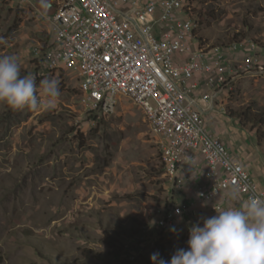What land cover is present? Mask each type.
<instances>
[{
	"label": "rangeland",
	"instance_id": "1",
	"mask_svg": "<svg viewBox=\"0 0 264 264\" xmlns=\"http://www.w3.org/2000/svg\"><path fill=\"white\" fill-rule=\"evenodd\" d=\"M36 1L23 9L20 0H0V56H16L21 76L34 75L38 85L55 77L61 94L36 110L0 103V264H152L154 252L170 259L187 248L188 229L200 218L179 221L175 232L155 228L153 212L173 192L145 110L125 99L109 111L92 108L71 71L41 77L33 50L47 40L46 29L37 30L48 23L51 2ZM195 2V34L229 66L208 127L238 152L257 153L252 161L263 171L264 142L228 113L264 111V0ZM242 41L256 49L225 50ZM250 54L260 64L245 70ZM228 197L227 209L243 205L238 193Z\"/></svg>",
	"mask_w": 264,
	"mask_h": 264
},
{
	"label": "built area",
	"instance_id": "2",
	"mask_svg": "<svg viewBox=\"0 0 264 264\" xmlns=\"http://www.w3.org/2000/svg\"><path fill=\"white\" fill-rule=\"evenodd\" d=\"M195 4L52 0L50 36L33 50L45 72L77 74L92 108L109 111L125 99L145 110L173 192L153 212L160 232L185 218L216 215L213 205L227 209L233 190L245 201L253 195L264 199V189L207 127L205 113L228 85L229 66L220 49L207 50L195 34ZM238 49L256 47L242 41L225 50ZM259 64L260 57L250 54L243 68Z\"/></svg>",
	"mask_w": 264,
	"mask_h": 264
},
{
	"label": "clouds",
	"instance_id": "3",
	"mask_svg": "<svg viewBox=\"0 0 264 264\" xmlns=\"http://www.w3.org/2000/svg\"><path fill=\"white\" fill-rule=\"evenodd\" d=\"M60 94L55 77H45L38 85L34 75L21 76L16 56H0V103L12 110H36L53 106ZM213 207L216 215L201 217L189 227L187 248L176 249L167 260L154 252L152 264H264V199L253 195L239 208Z\"/></svg>",
	"mask_w": 264,
	"mask_h": 264
},
{
	"label": "crops",
	"instance_id": "4",
	"mask_svg": "<svg viewBox=\"0 0 264 264\" xmlns=\"http://www.w3.org/2000/svg\"><path fill=\"white\" fill-rule=\"evenodd\" d=\"M49 2H52V0H49ZM29 3V2H28ZM31 4L33 5H38L41 6L42 3H44L43 0H37L36 2H30ZM19 5L22 6L23 9H27V6L28 4L26 3H18ZM51 4V3H49ZM48 4V6H49ZM48 6L46 5L45 9L47 10V14H48V17H47V20H48V23L46 21H43L41 24V26L38 28L37 31H44V29H46L45 31L47 33H50L51 32V21H50V11H48ZM36 10L39 12V14H42L40 9L36 7ZM50 34H48L47 36V39L49 38ZM46 41V40H45ZM44 40H39V41H36V46L43 43ZM34 61H35V64L37 66V68L39 69V75L42 77V76H45V75H48L49 73L45 72L41 67L40 65L38 64V62L35 60L34 58ZM208 113V112H207ZM207 113H205V117H206V120H207ZM225 119V118H223ZM223 119H218L217 121L219 120H223ZM232 120V119H231ZM232 121H236V120H232ZM216 122V121H215ZM207 127H208V122H207ZM214 127V126H213ZM209 131L212 135H214L215 137H217L218 139H220L212 130L214 129H211L209 128ZM240 128L236 129L235 132L236 134L239 135V130ZM153 137H154V140H155V144L158 145V140H159V137H155V135L153 134ZM221 140V139H220ZM221 142L225 145V147L227 148V150L230 152L232 158H234L236 161H238L240 164H242L251 174L252 178L254 181H256L259 186L264 189V170L261 171V168L258 167L257 165H254L253 163V159L254 157L256 156L257 153H254V154H250L249 150L248 149H244V152H238L237 150H235L233 148V145L231 143H226L225 141H222ZM252 155V156H251ZM257 161H259V157L256 158ZM232 199L228 197V202L231 201ZM238 202L239 204H243L245 203L246 201L243 200V199H238ZM195 217V216H194Z\"/></svg>",
	"mask_w": 264,
	"mask_h": 264
},
{
	"label": "trees",
	"instance_id": "5",
	"mask_svg": "<svg viewBox=\"0 0 264 264\" xmlns=\"http://www.w3.org/2000/svg\"><path fill=\"white\" fill-rule=\"evenodd\" d=\"M228 117L232 120L238 121L242 129H249L250 131L255 132L259 144L264 142V111L254 113L252 108L242 113L230 111L228 113ZM136 235L130 237L133 238ZM123 251L124 248L122 246L119 250H117V254H115L114 257L118 258L121 254H123Z\"/></svg>",
	"mask_w": 264,
	"mask_h": 264
}]
</instances>
